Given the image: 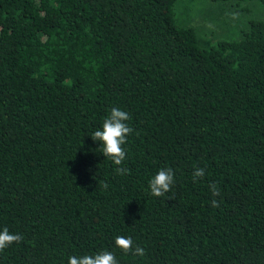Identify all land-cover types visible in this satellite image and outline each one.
Masks as SVG:
<instances>
[{"label":"trees","instance_id":"obj_1","mask_svg":"<svg viewBox=\"0 0 264 264\" xmlns=\"http://www.w3.org/2000/svg\"><path fill=\"white\" fill-rule=\"evenodd\" d=\"M173 2L0 0V230L22 236L0 264H264V17L206 44ZM112 108L133 129L120 166L91 138Z\"/></svg>","mask_w":264,"mask_h":264},{"label":"clouds","instance_id":"obj_2","mask_svg":"<svg viewBox=\"0 0 264 264\" xmlns=\"http://www.w3.org/2000/svg\"><path fill=\"white\" fill-rule=\"evenodd\" d=\"M235 18V16H233ZM130 120V115L127 111L119 108H112L110 114L104 119L102 129L93 132L91 138L94 141H99L101 144V152L104 157L109 158L116 166L122 165L126 158V151L123 145L127 142V137L133 132V129L128 126L126 121ZM117 174L123 175L129 170L123 167H116ZM205 175V169L196 168L193 172V180L202 178ZM174 172L172 168L160 169L148 182L150 193L156 197L165 196L171 191L174 184ZM104 187L108 185L105 183ZM213 196L220 194L216 184L209 185ZM213 207H218L219 203L216 200L212 201ZM22 236L9 231L7 227L0 230V251H3L10 244L20 242ZM115 247L121 249L124 253H132L134 256H144L145 251L140 246L133 248V240L131 236L118 235L114 239ZM67 264H118L115 255L103 250L93 255L85 254L83 256H69Z\"/></svg>","mask_w":264,"mask_h":264},{"label":"rangeland","instance_id":"obj_3","mask_svg":"<svg viewBox=\"0 0 264 264\" xmlns=\"http://www.w3.org/2000/svg\"><path fill=\"white\" fill-rule=\"evenodd\" d=\"M172 11L176 23L192 25L206 44L219 38H235L248 19L264 17L262 5L254 1L174 0Z\"/></svg>","mask_w":264,"mask_h":264}]
</instances>
